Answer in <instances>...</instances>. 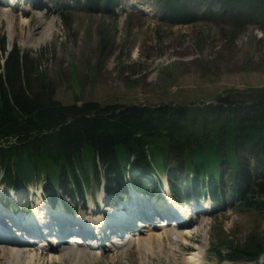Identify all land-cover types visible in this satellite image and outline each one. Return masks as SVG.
Segmentation results:
<instances>
[{"label":"rangeland","instance_id":"rangeland-1","mask_svg":"<svg viewBox=\"0 0 264 264\" xmlns=\"http://www.w3.org/2000/svg\"><path fill=\"white\" fill-rule=\"evenodd\" d=\"M6 1L16 18L22 14L24 19L34 20L38 14H28L34 11L43 14L45 21L38 34L26 42L18 29L10 41L6 24L0 20V63L13 47L27 52L29 58L39 57L37 77L52 87L55 100L62 105L97 102L101 106L133 105L151 110L180 108L186 117L182 132L189 133L190 145L196 143L193 135L197 134L203 144L213 140L222 154L221 162L213 169L220 175L216 188L221 203H216L210 192L197 197L203 189H209L210 181L206 175L202 182L194 180L183 159L186 151L168 145L163 137L152 142L165 149L166 157L164 167L160 154L152 153L155 169L151 176L158 186L157 193L165 188L164 184H172L191 190L198 203L194 215L201 219L196 217L190 223L191 233L184 242L176 239V230L165 227L167 237L160 244L153 238L148 246L139 247L133 240L117 249L107 244L100 249L89 248L92 254L85 253L83 247L71 248L62 258L54 251L32 250L19 257L18 264H188L186 258L192 251L200 252L201 259L190 264H253L242 253L264 252V214L241 206L240 198L228 195L236 182L228 157H236L252 179L258 180L264 172V140L256 147L238 148L246 143L241 133L244 117L253 114L242 115L240 107L252 108L251 103L264 95V0H109L107 4V0H99L91 5L87 0H49L51 10L39 4L30 6L28 0ZM223 99L235 102L238 108L226 106L220 101ZM159 125L165 126V120ZM87 153L91 151L86 149L82 164L91 170L92 159ZM96 169L99 178L103 168L97 164ZM136 172L143 173L142 180L150 179L148 169ZM126 173L130 175L127 168ZM36 179L33 175L27 187L16 183L12 189L0 179V196L13 203L16 197L15 204L27 202L24 194L31 192L44 199L42 187L50 183ZM67 182L56 191L59 201L64 190L73 189ZM85 184L87 206L90 198L94 201L101 195L102 183L93 176ZM125 185L129 192L127 180ZM246 185L251 189L252 182L247 180ZM246 196L253 198L251 190ZM165 197L170 198L159 195V200H149L159 202ZM63 199L77 209L84 206V201H70L68 194ZM205 205L210 210L201 212ZM155 207L162 208L160 203ZM163 229L156 226L150 235L154 237ZM138 236L143 239L147 233ZM11 238L8 242L14 244L17 240ZM257 242L259 246L253 250ZM259 264H264V254Z\"/></svg>","mask_w":264,"mask_h":264},{"label":"trees","instance_id":"trees-1","mask_svg":"<svg viewBox=\"0 0 264 264\" xmlns=\"http://www.w3.org/2000/svg\"><path fill=\"white\" fill-rule=\"evenodd\" d=\"M87 1L91 5L99 0ZM1 51L4 53L3 44ZM37 70H40L39 57L29 58L27 52L17 47H13L0 63V176L6 185L26 186L34 175L56 184L55 188L63 187L68 180L78 191L82 177L89 181V171L98 179L96 165L99 164L103 168L99 176L104 178L106 189L123 190L129 179V184L143 192L147 185L138 179L136 170L148 169L154 175L153 152L160 154L165 167V149L152 143L162 137L168 145L186 151L183 159L189 173L193 172L196 178L206 175L216 179L217 172L213 169L222 160L217 144L213 140L203 144L196 134L193 135L196 143L190 145L189 133L182 132L186 117L180 108L151 110L133 105L101 106L97 102L62 105L55 100L52 87L43 78L39 80ZM220 101L226 106H235V102ZM263 104L264 95H261L256 103H251L254 107H240L242 115L253 114L244 117L241 133L246 143L238 148L256 147L264 140V106L261 111H255ZM161 120H165V126L159 125ZM86 149L91 151L87 153L92 159L91 170H86L82 164ZM228 163L238 182L231 186L229 194L240 198L241 206L264 214V172L255 180L246 174L236 157L229 156ZM127 167L133 170L129 176ZM242 178L252 182L251 189L243 184ZM216 187V184L211 186L214 196ZM250 190L252 199L246 196ZM47 195L54 199L52 190L47 191ZM258 246L257 242L253 250ZM229 251L232 254V250ZM262 253L246 250L242 254L247 261L257 262ZM220 254L219 259L222 258ZM230 258L228 255L227 259Z\"/></svg>","mask_w":264,"mask_h":264},{"label":"bare ground","instance_id":"bare-ground-1","mask_svg":"<svg viewBox=\"0 0 264 264\" xmlns=\"http://www.w3.org/2000/svg\"><path fill=\"white\" fill-rule=\"evenodd\" d=\"M8 4H9L8 1L0 0V20L5 22V24H6V31L8 33L9 40L12 41L13 37L16 35V33H14V32H16L15 30L18 29L19 30L18 35L23 36V34H24V37H25L24 39L27 40L26 42H30L33 39V37L38 34V31L42 28V26H43L42 23L45 21V17H43L44 15L39 13V12L29 11L28 12L29 16L30 15L33 16L34 14H38L39 17H36L35 19L33 18L34 20H31V19L29 20V19H24L23 15L21 14V16L19 15V17L16 18V16L13 15V12L11 10L9 11V9L7 8ZM46 33H48V32H46ZM43 35H45V33H43L41 35V37H40L41 41L43 40ZM46 36H47V34H46ZM130 184H132V183H130ZM101 193H102V191H101ZM24 195H25L26 199L28 198V200L32 201L33 203H34V201L37 200V198L34 197L33 195H28V194H24ZM99 197L101 198L102 194ZM13 200H14V203L18 202L16 197L15 198L13 197ZM102 202L104 203L103 200H102ZM145 202H146V200H144L143 198L133 200V202L129 200V203H133V205L135 207L133 213L132 212H130V213L139 216V218H140V220H142V222H144V220H146V219L152 222V221H154L155 216L163 218V219H160L161 221H163L164 219H167L169 216L176 218L178 223L185 221V220H181V218H182L181 215L186 214L185 210L180 209V208H176V207L173 208L172 206L168 207V205H170V202H171L170 198L167 199L165 197L164 199H162L160 201L162 208L155 207V205L147 204ZM42 206H45V204L42 203L40 205V207H42ZM105 206H106L105 210L107 211V213L104 215V217H106L108 220L113 219L114 214H115L116 218L120 219V218H122V215L125 213V211L121 210V208L109 207L110 203L108 201L106 202ZM126 207H128V204H126ZM0 210H2L4 212H8V210L3 209V208H0ZM43 213H45L44 209L38 210L36 212V214H39V215H37V217H35L32 220V223L38 219H39L38 222L47 221L50 218V215L54 214V213H51V214L48 213L49 216H45V215H43ZM12 219L10 217H5L3 215V213L0 212V225H2L4 228H6L8 225H12V224L14 225V220H12ZM29 223H31V221ZM144 223L146 224V222H144ZM186 223L187 224H185V225L180 224L177 227L176 233H178V235L177 236L175 235L176 239L178 238L179 240H181L183 242L186 240L185 238H188V236L191 233V231L188 230V229H190V222L186 221ZM55 224L58 226V231L60 233L64 232L65 230H67L69 228L68 224L65 222L64 219H60V220L56 221ZM160 226H161V229H163L162 227L164 226V222L160 223ZM102 227H103V224L102 225L100 224V228L96 229V231L98 230L99 234L102 232ZM118 227H119V230H121V227L120 226H118ZM151 227H150V225L146 224L145 226L142 227L144 229H141L140 232H138L136 230V232L134 233V237L130 238L128 235H126L125 237L121 238L120 243L124 244L126 246L127 244H129L133 240H136L137 245L140 247V245L150 244V241L153 240V238H154V240L158 241L157 243L160 244L162 239H165L167 237V233H166L167 230L163 229L162 232L160 231L161 233H155L154 234L155 236L153 237V236H151L152 235L151 233H152V231L155 230V228L154 227L151 228ZM32 228L33 227H31V229ZM140 233L144 234V235L147 233V236L145 238L142 237L143 239H141L138 236V234H140ZM170 239H172V238H170ZM115 241H118V240L115 239ZM166 241H168V238ZM40 242H43V241H40ZM162 242H164V241H162ZM19 243L17 241H15L13 245L9 244V243H5L7 245H4V243H0V249H2L0 251V264H18V258L23 257V254L27 255L26 251H29V250H25V249H28V245H24L26 247L21 248V245ZM41 244H43V243H41ZM71 246H73V243L70 244L69 248H71ZM147 246H145V247L147 248ZM19 248H21V249H19ZM8 249H10V250L7 251ZM53 249H55V250H53ZM110 249H108V250H110ZM47 250H48V252L54 251L57 254L60 253L59 255H57L58 257H61L62 255L66 254L67 252H70V251H66L63 249H59L58 247H55L53 244H49L47 247ZM27 259L30 260L31 256H28ZM199 259H201L200 258V252L192 251V253H190L188 255V257L186 258V262L188 264L197 263L199 261Z\"/></svg>","mask_w":264,"mask_h":264}]
</instances>
